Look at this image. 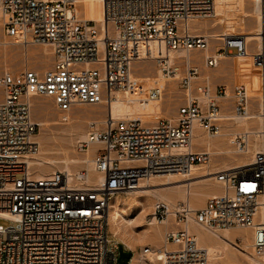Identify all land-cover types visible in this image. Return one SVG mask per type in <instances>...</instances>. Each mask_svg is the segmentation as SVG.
<instances>
[{
  "label": "built area",
  "instance_id": "obj_1",
  "mask_svg": "<svg viewBox=\"0 0 264 264\" xmlns=\"http://www.w3.org/2000/svg\"><path fill=\"white\" fill-rule=\"evenodd\" d=\"M215 1L104 0L103 21L97 23L72 13L75 0H0L4 37H19L25 47L48 45L54 59L44 73L0 70V220L8 222L0 225V264H118L119 246L109 230L111 199L176 169L212 166L213 153L195 142V127L198 124L209 137L220 135L221 100L230 95L226 87L214 89L207 79L199 82V69L189 61L182 63L186 70L180 79L187 100L175 121L147 125L107 116L102 128L89 124L87 139L78 149L85 153L95 145L92 156L101 182L88 180L87 169L73 178L63 172L38 178L26 156L38 149L34 97L52 98L61 112L109 103L113 92L130 86L133 65L141 60L139 44H157L154 60L167 78L180 68L175 61L170 64V52L212 50L205 57L210 68L222 58L254 52L264 93V35L258 49L248 47L245 36L215 37L219 43L212 48L211 36L192 32V21L209 18ZM260 4L264 14V0ZM162 93L154 89L150 98ZM232 94L234 116L249 117L248 86L238 84ZM260 115L264 117L263 109ZM252 134L237 133L230 142L236 154L251 156L248 166L207 172L221 192L201 208L187 200L172 209L163 202L155 204L154 219L166 223L170 216L175 218L176 228L166 231L158 250L162 264H209L208 252L190 231L192 224L214 233L250 229L253 250L264 256V128ZM255 145L259 150L250 153ZM142 252L154 251L145 247Z\"/></svg>",
  "mask_w": 264,
  "mask_h": 264
},
{
  "label": "rangeland",
  "instance_id": "obj_2",
  "mask_svg": "<svg viewBox=\"0 0 264 264\" xmlns=\"http://www.w3.org/2000/svg\"><path fill=\"white\" fill-rule=\"evenodd\" d=\"M91 1L92 4L89 3L91 6H89V4H80L75 2L73 13L79 20L100 19L102 13L101 3L95 0ZM218 1L220 6L218 12L220 16L211 17L209 20H198L200 23L193 27L191 26L192 32L194 34L211 36L213 38L210 42L212 48L218 45L219 42L216 41L217 38L221 40L222 37L245 36L249 45L248 47L253 49V46H256L258 49L261 41L256 38L255 35L252 36L253 32H256L259 24V15L254 9V4L252 3L253 1ZM4 42L5 45L3 44ZM19 42L20 41L17 38L11 39L4 37L2 28L0 27V70H8L12 74L17 75L25 71L27 68L35 70L39 73H44L52 67L54 59L51 47L48 45H29L25 47L20 45ZM143 45H145L148 50L144 55H139V59L141 60L133 65L130 84L131 99L128 101H119L114 97L112 101L113 103L110 106L112 112L111 116L114 120L135 117L141 119V121L147 125L154 124L157 121L164 119L175 121L178 110L186 104L187 100V92L180 84V79L184 77L186 70L185 66L182 64L185 60L174 56L177 58L175 62L179 64L180 68L172 79L166 81L161 74V67H159L157 61L154 60L158 58L157 44L151 43L149 45ZM211 52L212 50L208 52L196 50L191 53V58L193 60L192 64L199 69L200 78L198 81L202 83L205 79H208L214 89L220 86L226 87L230 96L225 100H221L223 111L222 115L225 118L221 119L220 122V124H222V131L220 135L216 137H209L205 132L198 133L200 137L211 141V143L214 142L212 143V147L210 149L213 153L212 166L209 169L206 167H196L190 169L192 172H198L199 174H206L205 172H208L209 170L211 172H216L220 169L221 171L227 167H234L242 164L243 162L245 163L251 161L250 155L236 154L229 144V139L232 136L240 132H246L241 122L236 121L237 119H235L233 112L234 101L232 90L236 85L240 83H247L251 87V90L249 91V104L251 107L250 111L252 117L247 121V123L251 128L250 130H257L260 127V121L258 118L260 117L259 115L262 104V84L259 69L252 63L251 55L254 52H248V56L244 57L232 56L222 58L216 68H210L205 66L204 60L207 55L211 54ZM154 87H159L163 90L162 98L160 101L152 103V109L150 111H145L140 101L146 100L148 92ZM108 114L109 103H102L98 105H78L73 107L72 110L68 112H61L55 106L52 98L34 97L32 99V117L37 124H44L43 126L38 124V131L34 137V140L38 145V153L44 154L45 157L50 156V158H57L56 161L58 164L49 167L41 166L40 168L37 166H31L32 172L34 174L41 172H49V174H51L53 173V169L54 172H63L67 174V170L63 167L64 159L72 158L78 161H84L87 157H92L91 159H93V156H89L88 153L90 152V149L85 153L79 151L78 143L85 141L84 139H81L80 136L81 134H88L89 124L91 122H95L98 128H102L103 121ZM62 116H66L68 119L66 121L62 120ZM73 126L75 129L71 128ZM203 148L204 150H207L205 149L206 147ZM253 148L254 146L252 149ZM91 153L92 152H90V154ZM82 169H87L86 163L83 164V162H81L76 166H71L73 174H76ZM185 171L187 170H184L183 172ZM176 177L177 176H174L172 180H179ZM154 180L160 179L156 178ZM161 180H167L166 176L162 177ZM211 183L212 185L210 187H205L203 189L199 188L198 190L208 191L214 189L215 187L213 184L215 183H213V181ZM216 184L220 187V184L217 181ZM143 190L151 189L146 188ZM202 197L203 195H198L196 197L197 199L194 201L195 208L196 205L201 202ZM116 198L121 200H130L133 204L127 207H122V214L131 222L129 224H125L124 221H120L121 218L119 219V222H122L121 224L124 230L121 235H116L114 232L115 228H112L109 223V230L113 241L118 244L119 252H122L125 249L131 253V260L134 256H136L137 258L140 257L139 259L143 263L149 258L148 255H143V249L145 247H151L154 251L153 253H159L158 250L164 246L166 231L174 230L176 228L175 218L174 216H170L166 223L157 221L154 225L149 226L147 222L151 217L148 215L153 213L154 206L157 202H163L161 198L154 196H149V198L148 196L140 197V195L128 193L113 197L111 202H114ZM136 198L144 201L145 204H147L146 207L142 209L138 208L135 202ZM180 202L183 201L179 200L175 205L177 206ZM0 225L7 226L8 222L0 220ZM199 231L209 237L210 246L216 247L220 244L212 233L201 229H199ZM244 235L245 233L243 235L237 233L230 234V240H232L239 247H245L247 244H252V237L249 235L251 240L249 239L250 241L247 242ZM123 242L130 244L131 249L127 248ZM248 248V251L252 252L255 258L260 259V256L253 250V247L250 246ZM230 250L235 253L236 260L239 264L251 263L248 258L242 256V254L236 250L232 248H230ZM260 260L262 261V259ZM126 261L127 256H120L118 264H126ZM156 264H161V262L158 261ZM214 264L228 263L224 260H220Z\"/></svg>",
  "mask_w": 264,
  "mask_h": 264
},
{
  "label": "bare ground",
  "instance_id": "obj_3",
  "mask_svg": "<svg viewBox=\"0 0 264 264\" xmlns=\"http://www.w3.org/2000/svg\"><path fill=\"white\" fill-rule=\"evenodd\" d=\"M46 1H48V0H46ZM51 1H53V0H51ZM95 1L100 2L101 6H102V13H101L100 19L99 20H83V21H94V22H97V23L103 21V2H104V0H95ZM251 1H253L252 3L254 4V9H255L256 13L259 15L258 28H257L256 32H253L252 36L255 35V37L258 38L262 42V37L264 35V14L262 12L260 0H251ZM75 2L76 3H80V4H89L92 1L91 0H75ZM89 6H91V5L89 4ZM219 7H220L219 6V1L216 0L215 1V5H214V12L211 14V16L209 18H207V19H195V20L192 21L191 26L193 27L196 24L200 23V22H198V20L199 21H203V20H209L211 17H219L220 16V14L218 12ZM17 39H19V41H20L19 37H17ZM261 42L259 43V47L258 48H260ZM3 44L5 45V42ZM6 46H7V42H6ZM147 50L148 49L146 48L145 45H143V44H139L138 45L139 55H144L147 52ZM208 51H210V50H208ZM172 55H173V58H172ZM167 56L170 59V64L177 59L175 57H180L181 59H184L186 62H188V61L191 62V64H192V61H193L192 58H191V54L186 53V52H170V53L167 54ZM252 63L254 65H256L253 62V60H252ZM256 67L259 69V72H260L261 84H262L261 92H262L263 91L262 70L257 65H256ZM161 74H162L164 80H166V81L169 80V79H172V78L165 77V75L163 74L162 68H161ZM240 84L247 85L248 88H249V91L251 90V87L247 83H240ZM154 89L162 90L159 87H154L153 89H151L148 92V95L146 97L147 101L146 100H141L140 101L142 103V107L145 109V111H150L152 109V103H156V102L160 101V99L162 98V95L160 97L150 98V93ZM187 95H188V93H187ZM112 97L113 98L114 97L117 98L119 101H121V100H124V101L130 100L131 99L130 98V86L126 87L125 89H117L115 92L112 93ZM113 98L109 102V114H108V116H111V113H112L110 106L113 103L112 102ZM249 103H250V99H249ZM249 106H250V104H249ZM224 108H225V106H224ZM261 109L264 110V93H262ZM259 116H260L258 118L259 121H260V127L259 128H261V129L258 128L257 130H253V129L250 130L251 128L249 127V125L247 123V121L252 117L251 113H250L249 117H246V118L235 117V119H237L236 120L237 122H239V121L241 122V124L244 127V129L246 130V132L254 133L252 135L257 136L256 133L261 131L264 128V117H262L261 115H259ZM61 119L66 121L68 118L66 116H62ZM125 119H138V120H141V119L135 118V117L125 118ZM119 120H122V119H119ZM38 124L40 126L44 125L43 123H38ZM241 124H239V125H241ZM71 128H74V126L71 127ZM71 131H73V130H71ZM199 132H203V131H201L199 129V125L196 124L195 131H194V133L196 135L195 142L199 144V147H201V148L206 147L205 149L210 150L211 147H212V143H214V142L211 143V141L200 137L198 135ZM80 137H81V139L86 140L87 139V134H81ZM233 137L234 136H232L229 139V144H230L231 140L233 139ZM254 138H256V137H254ZM94 149H95V145H90V152L93 153ZM256 150H259L257 145H255L254 148L251 149L250 152L253 153ZM90 152H88L89 156L93 155L92 153L90 154ZM63 154H61V155H63ZM26 158H27V161L29 162V164L32 167H35V166H37L39 168L41 166H48L49 167V166H54V165L58 164V162L56 161L57 158L56 159L50 158V156H46L45 157L44 154L38 153V149L34 153H28ZM91 158L87 157V159H85L84 161H78V160H75V159H72V158H66V159L63 158L64 159V161H63L64 166L63 167H65V169L67 170L68 176L70 178H73L74 176H76L77 173L76 174L72 173L71 166H76V165H78L81 162H83V164L86 163L87 164V169L89 171V179L88 180L95 181V182H101L102 181V176L100 174L96 173L95 168H94V161ZM249 163L250 162H245V163L243 162L242 164H239L237 166L227 167L225 169H234L235 167H238V166H248ZM50 168H52V167H50ZM214 170H216V169H214ZM178 171L179 170L176 169V170L171 171L167 175L154 177L151 180H143V182L142 181L140 182V186L138 187V189L133 191V192H131L130 194L140 195V197L148 196V198H149V196H154V197L161 198L163 200V202L165 204H167L170 209H172L173 207L176 206L175 204L179 200L180 201H186L187 200V201H189L191 203L192 207H195L194 201L197 199L196 197L198 195H203L204 196L206 194V191H202V190H198V189L199 188L203 189L205 187H210L212 185V183H211L212 181H213V183H215V184H213L214 187H215L214 189L220 188L216 184V180H215V177H214L213 174H211L210 176H207L206 175L207 172H205L206 174H202V173L199 174L198 172L194 173L191 170H187L185 172H183V171L182 172H178ZM217 171H220V169L217 170ZM52 172L54 173L53 169H52ZM211 173H215V171L211 172ZM48 175H50L49 172L48 173H42L41 172V173L35 174V176L38 177V178H44V177H47ZM164 176H166V178H167V180H165V181L161 180V178L164 177ZM174 176H177L176 178L179 179V180H172ZM156 178H159L160 180H154ZM146 188H150L151 190H143V189H146ZM217 194H218V192H213L211 195L214 196V195H217ZM131 198H133V197H131ZM135 202H136V205L138 206V208H141V209L145 208L146 205H147V204H145L144 201L139 200L138 198L135 199ZM132 204H133L132 201H130V200L128 201L126 199H122L121 200V199L116 198L114 202L110 201L111 209H110V215H109V223L112 226V228L113 227L115 228L114 232H115L116 235H118V234L121 235L124 232L123 226L121 224L123 221H124L125 224H129L131 222L130 220L126 219L124 217V215L122 214V207H127V206H130ZM148 216L151 217V218L148 219V222H147L148 225L149 226L154 225L157 222V220L152 217V214H149ZM120 218H121L120 221H122V222H119ZM198 228L201 229V230H204V229L192 224V226L190 227V231L192 233L193 232L195 233L199 245L208 252L209 261H210L209 264H214L215 262L220 261V260H224L228 264H239L237 262V260H236L235 253L233 251H231L230 248L236 250L237 252L242 254V256L248 258L251 261L250 264H264V256H260V259H262V261H261L260 259L255 258L253 256L252 252L248 251V249H249L248 247H250V246L252 247L253 244H247V246H245V247H239L232 240H230V230L229 229L228 230L219 231V232H216V233L208 231V232L212 233L214 235V237L220 242V244L218 246L214 247V246H210L209 245V237L207 235H205L204 233L200 232ZM149 231H151V230H149ZM150 233H152V232H150ZM244 237H245V240L247 242L252 239V238L250 239L249 235L246 234V233H245ZM123 243H125V242H123ZM125 245L127 246V248L131 249V245L130 244L125 243ZM148 256H149V258L147 259L148 262L145 260L143 263L139 259L140 257L137 258L136 256H134L132 258V260H130L131 261L130 264H156L163 257L162 253H160V252L159 253H150V254H148Z\"/></svg>",
  "mask_w": 264,
  "mask_h": 264
},
{
  "label": "crops",
  "instance_id": "obj_4",
  "mask_svg": "<svg viewBox=\"0 0 264 264\" xmlns=\"http://www.w3.org/2000/svg\"><path fill=\"white\" fill-rule=\"evenodd\" d=\"M213 192L220 193L221 192V188H216V189H212V190L206 191V194L201 198V202L196 205V208H201L206 203V201L212 196L211 194ZM229 230H230V234L237 233V234H242L243 235L244 233H246V234H248L250 236H253V232L250 229L232 228V229H229ZM122 254L127 256L126 264H129L130 261L128 262V258L130 257L131 253L124 249L122 251ZM122 254H121V256H123Z\"/></svg>",
  "mask_w": 264,
  "mask_h": 264
},
{
  "label": "trees",
  "instance_id": "obj_5",
  "mask_svg": "<svg viewBox=\"0 0 264 264\" xmlns=\"http://www.w3.org/2000/svg\"><path fill=\"white\" fill-rule=\"evenodd\" d=\"M119 253H120V255H119V257H120L122 252H119ZM131 257H132V255H130V257L128 258V262L131 260Z\"/></svg>",
  "mask_w": 264,
  "mask_h": 264
}]
</instances>
